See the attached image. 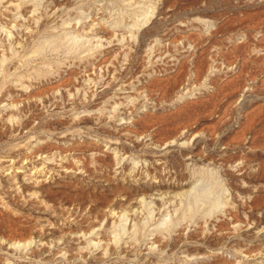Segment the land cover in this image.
<instances>
[{
    "label": "rangeland",
    "instance_id": "374dc122",
    "mask_svg": "<svg viewBox=\"0 0 264 264\" xmlns=\"http://www.w3.org/2000/svg\"><path fill=\"white\" fill-rule=\"evenodd\" d=\"M0 264H264V0H0Z\"/></svg>",
    "mask_w": 264,
    "mask_h": 264
}]
</instances>
